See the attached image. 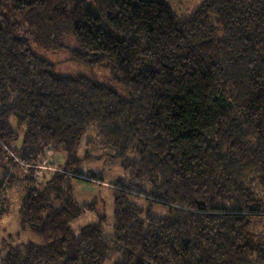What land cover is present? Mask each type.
Returning a JSON list of instances; mask_svg holds the SVG:
<instances>
[{
	"label": "trees",
	"instance_id": "trees-1",
	"mask_svg": "<svg viewBox=\"0 0 264 264\" xmlns=\"http://www.w3.org/2000/svg\"><path fill=\"white\" fill-rule=\"evenodd\" d=\"M94 1L0 0V219L24 176L18 213L39 239L5 241L0 264H264V0H202L185 17L167 0ZM33 21L72 28L71 60L110 66L127 98L57 75L23 35ZM56 146L65 164L47 176L40 153ZM105 158L130 176L110 184L112 237L73 186L104 182L80 169ZM16 159L26 174L10 175Z\"/></svg>",
	"mask_w": 264,
	"mask_h": 264
},
{
	"label": "rangeland",
	"instance_id": "rangeland-1",
	"mask_svg": "<svg viewBox=\"0 0 264 264\" xmlns=\"http://www.w3.org/2000/svg\"><path fill=\"white\" fill-rule=\"evenodd\" d=\"M92 5L93 11L97 12V6L94 0H88ZM172 6L174 12L179 17H185L196 10L202 3V0H167ZM9 9L5 12L8 13ZM35 25L27 23L23 26V35L32 39V48L35 52L46 58L53 64V71L60 76L68 77H87L103 85L112 88L120 97L126 99L127 93L122 85L118 82L112 68L110 66L91 67L86 64L76 63L71 60L72 50L81 51V47L74 36L73 30L70 27H63L60 29L48 28L46 22L43 24L38 21H33ZM38 23V24H37ZM40 26V27H39ZM44 29V30H43ZM1 107V103H0ZM10 123L12 128L19 134V140L14 143V147L21 148L24 136V127L19 128L16 119L11 117ZM94 130L90 127L87 130L86 137L94 138ZM83 141L79 149V157L84 158L87 152L85 142ZM90 154L99 156L104 151V146L94 144L90 148ZM14 153V152H13ZM15 154V153H14ZM13 154V155H14ZM65 153L61 146L49 147L42 150L40 153V163L50 168L51 171L46 172L47 176L57 168H62L65 164ZM16 164L9 169L10 175L15 176L26 174V168L21 167L20 160H15ZM45 168L39 166L35 172L41 173ZM80 171L87 174L90 171L100 174L102 181L83 182L74 181L75 199L83 204L93 202L96 205L97 213L106 216L108 219V227L105 232V237L113 236L114 224V190L111 188L112 183L121 180L125 183L130 182L129 172H126L119 161H111L110 159L92 160L85 162ZM41 175H38V177ZM38 180V179H37ZM40 182V180H38ZM147 187V185H145ZM144 187V188H145ZM28 182L24 180L17 181L13 188L7 189V197L10 205V214L0 219V256L4 255L3 245L7 241L11 244L20 243H38L39 239L32 234L23 222V218L19 212L22 196L27 192ZM142 207H146L147 202L139 200ZM154 216H168L167 210L163 207H155L153 209ZM264 230V225L261 227ZM105 264H113V260H108Z\"/></svg>",
	"mask_w": 264,
	"mask_h": 264
}]
</instances>
